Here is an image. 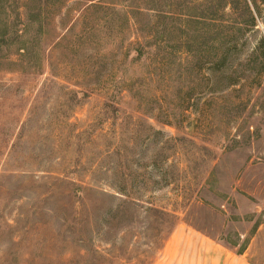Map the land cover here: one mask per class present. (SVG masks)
I'll use <instances>...</instances> for the list:
<instances>
[{
	"label": "rangeland",
	"instance_id": "rangeland-1",
	"mask_svg": "<svg viewBox=\"0 0 264 264\" xmlns=\"http://www.w3.org/2000/svg\"><path fill=\"white\" fill-rule=\"evenodd\" d=\"M3 4L0 264H264V0Z\"/></svg>",
	"mask_w": 264,
	"mask_h": 264
},
{
	"label": "crops",
	"instance_id": "crops-1",
	"mask_svg": "<svg viewBox=\"0 0 264 264\" xmlns=\"http://www.w3.org/2000/svg\"><path fill=\"white\" fill-rule=\"evenodd\" d=\"M262 229L261 226L256 238ZM252 248L250 244L243 253L237 254L229 246L181 226L155 264H254L249 258Z\"/></svg>",
	"mask_w": 264,
	"mask_h": 264
},
{
	"label": "trees",
	"instance_id": "trees-1",
	"mask_svg": "<svg viewBox=\"0 0 264 264\" xmlns=\"http://www.w3.org/2000/svg\"><path fill=\"white\" fill-rule=\"evenodd\" d=\"M3 1L4 0H0V10H2V13L7 14L9 7L7 5H4ZM149 2H150L152 7L151 8L149 7L148 9L155 11L153 8H155L154 4H155L156 0H149ZM165 4H166V1L163 2L164 6H166ZM97 6L98 5H95L93 7L96 8ZM6 19H7V17H6ZM10 28H12L11 24L9 25L7 21H5L4 19H3V21H1V19H0V44L1 43L5 44L7 42V40L10 38V36H11V35H9L10 34ZM261 46L264 49V39L261 40ZM0 52H1V50H0ZM21 56L28 58L30 56V52H27L25 49V52L21 53ZM38 67H39V65H38Z\"/></svg>",
	"mask_w": 264,
	"mask_h": 264
}]
</instances>
